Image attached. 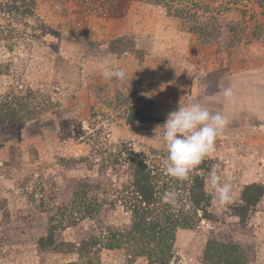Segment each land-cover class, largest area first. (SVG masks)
<instances>
[{"label":"rangeland","instance_id":"374dc122","mask_svg":"<svg viewBox=\"0 0 264 264\" xmlns=\"http://www.w3.org/2000/svg\"><path fill=\"white\" fill-rule=\"evenodd\" d=\"M6 1L0 0V264H149L122 248L79 257L78 243L99 234L103 223L129 221L119 206L101 220L57 229L56 249H41L37 240L47 233L45 211L70 205L79 179L97 175L99 148L124 143L163 163L161 125L179 104L191 103L227 123L204 158L208 168L198 171L211 219L176 231L170 264H202L210 238L234 241L247 264H264V194L244 222L234 214L245 184L264 186V0H186L207 35L148 0L135 1L121 17L91 13L84 22L72 0H36L31 17L21 15L20 2L10 8ZM105 64L124 68L127 81L105 80ZM131 106L152 120H128ZM214 166L231 177L227 204L208 186ZM107 171L113 183L122 179Z\"/></svg>","mask_w":264,"mask_h":264},{"label":"trees","instance_id":"16d2710c","mask_svg":"<svg viewBox=\"0 0 264 264\" xmlns=\"http://www.w3.org/2000/svg\"><path fill=\"white\" fill-rule=\"evenodd\" d=\"M135 1L147 0H72V12L77 16L78 22L86 21L91 13L121 17ZM148 1L162 6L168 15L194 22L189 31L208 34L206 25L194 21L198 11L188 6L186 0ZM18 2L23 8L21 15H34L36 0L6 1L11 5L10 8H15ZM224 11H228V7L217 9L220 13ZM3 108L8 110L9 105L4 103ZM10 112L15 114V109ZM29 114L34 117L33 110H29ZM128 120L149 123L152 118L144 109L131 106ZM101 148L95 153L100 158L97 175L79 179L78 185L76 184L79 190H73V201L69 202L70 205L63 204L52 214L49 210L45 211L48 214L47 233L38 238V246L41 249H56L59 246L54 240V232L57 229L72 226L86 218L97 220L103 217L101 213L104 214L107 209L119 206L129 214V221L119 225L103 223L99 234L90 235L78 243L76 251L79 257L89 258L102 248H122L129 258L144 257L149 264H170L175 255L173 246L176 231L191 229L198 225L201 219H211V197L204 188V177L198 172L208 168L206 161L203 159L193 168L187 180L178 181L165 174L162 163H153V157L134 151L131 146L123 143L117 149ZM107 170L122 179L113 183ZM172 189L179 193V208L165 204L161 199L165 191ZM263 194L264 186L260 183L251 182L243 186L240 202L234 208V214L240 221L246 220L248 213ZM245 253L243 247L234 241L210 238L204 248L202 264H247ZM83 264L100 262L93 263L88 260Z\"/></svg>","mask_w":264,"mask_h":264},{"label":"clouds","instance_id":"9594fccd","mask_svg":"<svg viewBox=\"0 0 264 264\" xmlns=\"http://www.w3.org/2000/svg\"><path fill=\"white\" fill-rule=\"evenodd\" d=\"M101 75L105 80L125 82L128 79L122 67L102 66ZM225 94H228L226 90ZM227 121L219 112L213 113L199 103L181 106L168 113L162 126L161 141L167 153L162 167L165 174L178 181L189 178L191 170L214 150V143L223 133ZM214 166L209 173L208 186L214 191L220 204H227L232 196L231 177H223ZM163 203L179 208V193L172 189L161 197Z\"/></svg>","mask_w":264,"mask_h":264}]
</instances>
